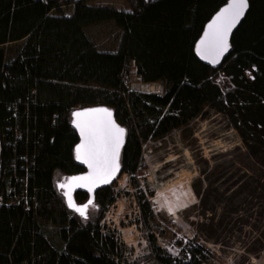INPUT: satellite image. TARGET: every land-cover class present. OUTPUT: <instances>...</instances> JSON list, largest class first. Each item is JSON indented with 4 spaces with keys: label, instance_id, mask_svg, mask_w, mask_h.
<instances>
[{
    "label": "trees",
    "instance_id": "obj_1",
    "mask_svg": "<svg viewBox=\"0 0 264 264\" xmlns=\"http://www.w3.org/2000/svg\"><path fill=\"white\" fill-rule=\"evenodd\" d=\"M88 1L0 0V264H131L124 245L100 225L116 200L113 185L96 193L86 220L68 210L57 190L63 179L85 172L75 161L79 138L71 116L92 107L113 110L127 131L118 180L140 174L143 145L184 129L206 110L238 132L246 149L240 158L229 152L198 161L192 189L199 203L192 212L203 221L193 241L175 242L180 257L158 242L176 237L178 228L153 210L152 195H136L150 251L144 260L207 264L212 254L205 244L229 243L243 205L264 194V0H248L218 69L201 63L195 46L229 0H124L128 12ZM106 22L122 32L115 52L98 51L85 34ZM132 64L143 83H160L164 94L131 92L121 75ZM255 166L260 175H248ZM26 194L28 207L10 203ZM75 200L83 205L88 195L79 192ZM250 244L247 252L258 255L264 233Z\"/></svg>",
    "mask_w": 264,
    "mask_h": 264
},
{
    "label": "rangeland",
    "instance_id": "obj_2",
    "mask_svg": "<svg viewBox=\"0 0 264 264\" xmlns=\"http://www.w3.org/2000/svg\"><path fill=\"white\" fill-rule=\"evenodd\" d=\"M88 4L130 11L124 0H90ZM66 15H70V12L67 11ZM85 34L100 52L117 51L122 37V32L112 22L88 27ZM6 49L10 51L13 46L8 45ZM124 81L131 92L164 94L160 83H143L133 64L128 74L124 75ZM206 111V116L192 121L184 129L173 131L159 141L143 145L140 174L123 175L112 186L116 200L104 212L100 225L104 234H114L124 245L125 256L131 264L138 261L139 264H153V260H144L150 251L145 233L139 225L140 210L136 200L139 190L148 196L152 195L149 201L153 210L167 215L176 229L178 228L176 237L169 235L165 240L158 238L159 246L178 258L180 248L175 242L186 244L187 241H193L197 234L196 224L203 221L192 212L193 207L199 203L192 189L193 181L200 177L201 162L198 164V161H210L214 155L229 152L240 158V153L246 152L238 132L232 128L229 120L214 111ZM244 165H247V161ZM249 171L248 175H260L262 169L255 166ZM263 195L262 193L261 197L249 199L243 205L242 222L240 221L236 235L229 243L205 244L212 254V259L207 264H264V249L258 255L247 252L252 239L264 233ZM169 207L174 215L169 212Z\"/></svg>",
    "mask_w": 264,
    "mask_h": 264
},
{
    "label": "snow or ice",
    "instance_id": "obj_3",
    "mask_svg": "<svg viewBox=\"0 0 264 264\" xmlns=\"http://www.w3.org/2000/svg\"><path fill=\"white\" fill-rule=\"evenodd\" d=\"M248 7L247 0H231L216 20L209 25V33L201 41V54L204 58L211 55V62H218L228 50V37L231 29L243 16ZM103 114V118L78 120L76 127L80 131L83 143L76 149L77 159L92 169L88 176L73 177L61 184V189H67L64 195L68 198L69 207L74 208L82 217L86 216V206L75 204L72 191L77 187H86L93 192L95 187L110 183L119 172V154L123 145L125 130L116 125L112 113L103 108L92 109L88 112H77L76 117H95ZM91 202V201H90ZM186 207V205H184ZM169 212L175 214L171 207Z\"/></svg>",
    "mask_w": 264,
    "mask_h": 264
},
{
    "label": "water",
    "instance_id": "obj_4",
    "mask_svg": "<svg viewBox=\"0 0 264 264\" xmlns=\"http://www.w3.org/2000/svg\"><path fill=\"white\" fill-rule=\"evenodd\" d=\"M231 3V0L228 1V3L223 6L213 17L212 19L207 23V25L205 26L204 28V31L200 37V39L198 40V42L196 43V46H195V54H196V57L198 58V60L203 63L204 65L212 68V69H218L220 68L224 61L229 57L230 55V52H231V40H232V37L234 35V33L236 32V30L240 27V25L243 23V21L245 20L248 12H249V1L247 0V3H248V7L247 9L245 10L243 16L239 19V21L234 25V27L231 29V32L229 33V37H228V43H229V48L228 50L223 54V56L220 57L219 61L218 62H215V63H212L211 62V55H207V58H204L201 54V48L203 47L201 45V41L205 39V36L207 33H209L210 29H209V25L213 23V21L216 20L217 16L220 15V13L226 8L229 6V4ZM98 108H103V109H107L109 110L111 113H112V119L115 121L116 125H118L120 128H123L125 130V135H124V138H123V145L120 149V154H119V165H120V168H119V172L117 173L116 177L108 184H101L97 187H95L94 191L93 192H89L87 190L86 187H77L75 188L73 191H72V197H73V200L75 202V204L79 207H85L86 206V216L88 218V211H89V208H91L94 203H95V195L97 192H99L100 190L102 189H105V188H108V187H111L119 178L120 174H121V156H122V151L124 149V146H125V143H126V135H127V131L124 127H122L116 120L115 118V114L113 112V110L107 108V107H92V108H86V109H79V110H76L73 112L72 116H71V128L73 129V131L78 135V138H79V143L76 145L75 147V161L76 163L82 167L85 172L82 173V174H79V175H75V176H71V177H67L65 179H63L60 183L57 184V190L61 193L64 201H65V204L68 208V210L74 214H76L79 218L83 219V220H86L87 218L85 217H82L78 212H76L74 210V208L72 207H69V203H68V198L64 195V192L67 191V189H61L60 185L61 184H64L66 181L70 180L71 178L73 177H80V176H88L90 175V173L92 172V169H90L87 164H84L82 163L80 160L77 159V154H76V149L84 142L83 141V138L81 137L80 135V131L79 129L76 127V123L78 120H86V119H93V118H103V114L100 113V114H96L95 117H76L75 113L77 112H88L89 110H92V109H98ZM79 192H82V193H86L88 195V201L83 204V205H78L76 200H75V195ZM91 201V202H90Z\"/></svg>",
    "mask_w": 264,
    "mask_h": 264
},
{
    "label": "built area",
    "instance_id": "obj_5",
    "mask_svg": "<svg viewBox=\"0 0 264 264\" xmlns=\"http://www.w3.org/2000/svg\"><path fill=\"white\" fill-rule=\"evenodd\" d=\"M78 1H79V0H78ZM121 78L124 80V75H121ZM10 203H12V204L24 203V205L28 207L30 201H28V199H27V194H26V195H25V199H24V198H23V200H20V199H12V200L10 201ZM10 203H9V204H10Z\"/></svg>",
    "mask_w": 264,
    "mask_h": 264
},
{
    "label": "bare ground",
    "instance_id": "obj_6",
    "mask_svg": "<svg viewBox=\"0 0 264 264\" xmlns=\"http://www.w3.org/2000/svg\"><path fill=\"white\" fill-rule=\"evenodd\" d=\"M184 180V179H183ZM177 182H180V181H177ZM190 183V182H189ZM186 184H188V183H186ZM183 186V185H182ZM166 189V188H165ZM179 190V189H178ZM186 191V190H185ZM177 193V192H176ZM179 193V192H178ZM169 194V193H168ZM175 194V193H174ZM157 196H160V194L159 195H157ZM187 197V196H186ZM195 197V196H194ZM172 199H173V196H172ZM186 199V198H185ZM184 199V200H185ZM187 200V199H186ZM189 200H191V199H189ZM185 203V202H184ZM182 205H184V204H182ZM169 206V205H168Z\"/></svg>",
    "mask_w": 264,
    "mask_h": 264
}]
</instances>
